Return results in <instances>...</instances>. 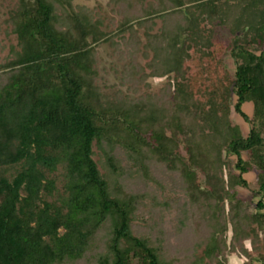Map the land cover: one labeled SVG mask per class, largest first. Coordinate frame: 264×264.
Wrapping results in <instances>:
<instances>
[{"label": "trees", "instance_id": "obj_1", "mask_svg": "<svg viewBox=\"0 0 264 264\" xmlns=\"http://www.w3.org/2000/svg\"><path fill=\"white\" fill-rule=\"evenodd\" d=\"M0 7V264H264V0Z\"/></svg>", "mask_w": 264, "mask_h": 264}, {"label": "rangeland", "instance_id": "obj_2", "mask_svg": "<svg viewBox=\"0 0 264 264\" xmlns=\"http://www.w3.org/2000/svg\"><path fill=\"white\" fill-rule=\"evenodd\" d=\"M75 3L81 5L84 4L90 7H94L99 3L103 4V6H106L107 0H75ZM3 20H4L3 11L0 7V63L4 62L5 59L8 57L11 44H16L17 42L15 36H8L6 34L5 31L6 28L5 26L2 25ZM99 57L101 61L100 68H101V76L103 78V81H106V83L109 86L117 84L118 83L117 75L114 73L112 69L113 66L117 65V60L111 57V49L107 45L102 46L100 48ZM229 63L233 67L232 61L230 59H229ZM151 82L154 86H160L162 84V80H158V79L152 80ZM244 110L249 116H252L253 104L252 103L246 104ZM232 120L234 124L240 127L243 134L247 136L250 130L249 125L236 113H233ZM96 160H98V157H96ZM246 178L254 186L257 180V173L256 172L250 173L246 176ZM58 189L59 190L62 189L61 182L58 183ZM239 192L244 197H247L249 194L246 190L243 189H239ZM165 195L168 198H173L175 196L170 192H166ZM48 200L52 201L53 199L48 198ZM230 237H231V232H229V238ZM246 246L250 248L249 243H247ZM223 257L226 258L228 264H245L246 262L245 258L237 254H231L228 252L224 253ZM253 264H260V263L254 262Z\"/></svg>", "mask_w": 264, "mask_h": 264}]
</instances>
